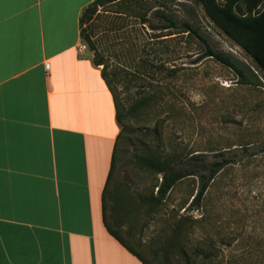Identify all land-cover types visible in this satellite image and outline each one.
<instances>
[{"label":"rangeland","instance_id":"374dc122","mask_svg":"<svg viewBox=\"0 0 264 264\" xmlns=\"http://www.w3.org/2000/svg\"><path fill=\"white\" fill-rule=\"evenodd\" d=\"M236 10L243 13L241 6ZM160 14L176 27L166 28ZM80 28L86 56L92 60L94 53L84 37L104 60L127 112L106 202L111 229L147 264H188L191 248L205 252L209 242L213 257L203 264H264V72L258 64L197 0H113L84 17ZM190 28L235 59L248 81L204 57ZM151 154L180 161L174 168L184 175L229 163L196 207L197 175L157 197L161 174L137 161Z\"/></svg>","mask_w":264,"mask_h":264},{"label":"crops","instance_id":"0c3cea01","mask_svg":"<svg viewBox=\"0 0 264 264\" xmlns=\"http://www.w3.org/2000/svg\"><path fill=\"white\" fill-rule=\"evenodd\" d=\"M92 1L0 0V264H143L103 221L119 127L77 51Z\"/></svg>","mask_w":264,"mask_h":264},{"label":"trees","instance_id":"16d2710c","mask_svg":"<svg viewBox=\"0 0 264 264\" xmlns=\"http://www.w3.org/2000/svg\"><path fill=\"white\" fill-rule=\"evenodd\" d=\"M113 0H93L82 12V15L79 20V24L81 26V22L84 17L87 19L94 14L98 7H101L105 4L112 2ZM203 7L205 14L207 17L214 23V25L219 28L228 38L234 41L238 46H240L261 68L264 72V0H197ZM237 6H241L243 8V13H240L236 10ZM160 17L168 23L166 28L168 27H176V24L168 18V16L164 14H160ZM190 31L204 46V57H211L221 65L232 70L239 78L241 83H246L248 81L247 76L245 74V69L241 67L240 64L236 62L231 56L223 54L218 51H214L205 39L198 33L195 28H190ZM81 39L82 32L80 31ZM89 48V50L93 51V59L92 63L94 66H102L100 70V76L105 82L107 89L109 90L114 110H115V120L119 127V132L116 136L112 154H111V162L109 173L107 176V180L105 183V187L102 194V203H103V221L107 228V231L118 240L129 252L135 255L143 264H147L144 259L140 257L137 252H135L132 248H130L123 239H121L115 231L111 229L109 224L107 223L106 214V202L109 196V185L110 180L115 169L116 161L119 154L120 149V141L122 138V134L126 128L125 120L127 117V112L124 108L122 101L119 99L118 94H116L115 89L112 88L110 81L107 78L105 73L104 60L98 56L95 52V48L93 44L87 37L83 38ZM152 68H156L157 66H152ZM221 156L220 154L217 156ZM198 156H194L192 159L197 160ZM201 160V159H200ZM142 166H144L148 170H154L157 173L161 174V179L159 184L156 186V195L158 198H163L167 192L171 189V187L180 179L184 178L188 175H197L199 177V186L198 189L191 201L192 206L199 207L203 201L204 194L206 193L209 182L218 174L219 171L223 169L229 162L226 160H221L218 162H211L207 165H202L201 170L204 171L205 174L201 172L183 174L182 169L174 168L175 165H180V161L175 160H161L157 155L151 154L146 156H140L137 160ZM202 161V160H201ZM203 163V162H202ZM111 198V197H110ZM117 198V196H116ZM119 198V197H118ZM112 199V198H111ZM113 200H115L113 198ZM118 203H122V200H117ZM204 219H200L199 221H203ZM197 221V222H199ZM202 246V245H201ZM169 247V246H167ZM173 247V246H171ZM211 242L206 245L203 252L202 248L196 246L195 248H191L193 257L189 260H186V263L190 264H203L204 261L210 259L212 256L211 252L209 253V249H213ZM186 254V250L180 248L179 254ZM211 260H208V262Z\"/></svg>","mask_w":264,"mask_h":264},{"label":"built area","instance_id":"2783aa9c","mask_svg":"<svg viewBox=\"0 0 264 264\" xmlns=\"http://www.w3.org/2000/svg\"><path fill=\"white\" fill-rule=\"evenodd\" d=\"M86 50V46L84 44H80L78 47H77V51L78 53H82ZM45 66L47 67V64H45Z\"/></svg>","mask_w":264,"mask_h":264},{"label":"water","instance_id":"95a60500","mask_svg":"<svg viewBox=\"0 0 264 264\" xmlns=\"http://www.w3.org/2000/svg\"><path fill=\"white\" fill-rule=\"evenodd\" d=\"M184 28H185V29H187L188 27H187V26H185Z\"/></svg>","mask_w":264,"mask_h":264}]
</instances>
